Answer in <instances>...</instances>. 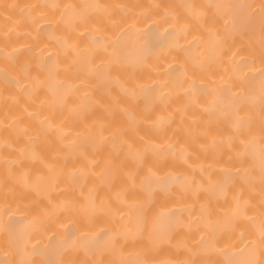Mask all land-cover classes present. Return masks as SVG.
Segmentation results:
<instances>
[{"label": "bare ground", "instance_id": "obj_1", "mask_svg": "<svg viewBox=\"0 0 264 264\" xmlns=\"http://www.w3.org/2000/svg\"><path fill=\"white\" fill-rule=\"evenodd\" d=\"M0 264H264V0H0Z\"/></svg>", "mask_w": 264, "mask_h": 264}]
</instances>
